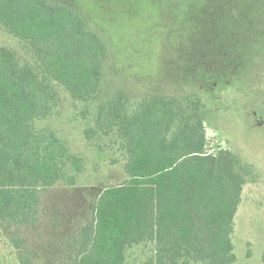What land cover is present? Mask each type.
Here are the masks:
<instances>
[{"label": "trees", "instance_id": "obj_1", "mask_svg": "<svg viewBox=\"0 0 264 264\" xmlns=\"http://www.w3.org/2000/svg\"><path fill=\"white\" fill-rule=\"evenodd\" d=\"M0 29L20 43L0 45L4 230L36 226L63 185L94 194L68 264H126L145 242L147 264H235L255 167L207 152L205 120L228 88L264 101V0H0ZM85 143L121 177L78 187Z\"/></svg>", "mask_w": 264, "mask_h": 264}, {"label": "rangeland", "instance_id": "obj_2", "mask_svg": "<svg viewBox=\"0 0 264 264\" xmlns=\"http://www.w3.org/2000/svg\"><path fill=\"white\" fill-rule=\"evenodd\" d=\"M139 25L144 27L149 23ZM0 45L15 50L20 47L19 41L2 29ZM223 93L229 102L224 103L222 95H215L206 115L207 152L217 154L221 149H230L253 163L254 181L245 185L234 220L235 264H264V101L252 91L228 88ZM85 144L80 151L89 162L87 170L79 177L78 187L101 184L100 181L108 184L112 181L107 177L110 174L121 177L120 171L112 170L109 162L94 156ZM70 190L61 185L42 192L41 215L36 226L11 227L6 232L0 225V264H21L10 234L25 239L23 250L33 263L68 264L67 255L73 251L72 237L81 231L85 223L82 220H88V203L94 196L89 195L90 190L85 191L83 198ZM154 249L151 242L129 248L126 264H147L153 260Z\"/></svg>", "mask_w": 264, "mask_h": 264}]
</instances>
